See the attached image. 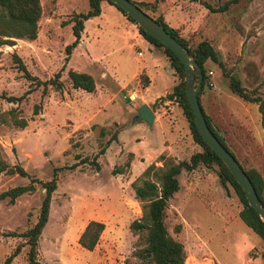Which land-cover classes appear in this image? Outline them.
<instances>
[{"label":"rangeland","instance_id":"1","mask_svg":"<svg viewBox=\"0 0 264 264\" xmlns=\"http://www.w3.org/2000/svg\"><path fill=\"white\" fill-rule=\"evenodd\" d=\"M39 1L36 38L0 45V93L23 96L18 102L0 98V112L13 109L26 121L22 128L0 123V159L21 165L28 174L1 173L0 191L27 184L29 177L49 180L56 168L47 221L38 235V264H137L131 256L137 237L129 223L141 212L131 182L139 181L147 165L160 166V154L178 161L200 150L178 104L161 99L176 77L162 49L138 35L136 25L106 2L97 16L84 21L65 60V46L74 38L65 22L72 13L86 12L87 0ZM204 1L217 7L226 0ZM181 9L186 17L172 24L188 46L201 40L211 44L226 72L264 106V0H240L223 12L185 0ZM146 12L161 16L157 6ZM13 53L39 80L59 72L61 88L47 85L42 93L41 86L16 68ZM68 69L91 75L94 90L72 88ZM142 69L150 79L144 88L135 77ZM205 72L212 86L206 83L200 93L204 113L239 164L256 169L264 181V133L257 103L233 94L215 63L207 60ZM121 90L129 102L123 101ZM142 103L156 114L151 126L133 121ZM37 181L33 191L12 204L0 201V262L24 241L7 233L22 232L36 220L43 197ZM178 181L179 189L166 202L164 223L183 245V264H264V238L238 217L241 203L229 185L220 184L215 164L181 171ZM89 220L104 227L93 249L85 250L77 238ZM26 251L23 245L9 264H26Z\"/></svg>","mask_w":264,"mask_h":264},{"label":"trees","instance_id":"2","mask_svg":"<svg viewBox=\"0 0 264 264\" xmlns=\"http://www.w3.org/2000/svg\"><path fill=\"white\" fill-rule=\"evenodd\" d=\"M101 0H87L88 9L84 13H72L65 23H70L73 40L65 46V60L71 49L78 42L80 32L83 30V23L90 17L100 13L99 2ZM113 5L123 16L130 22L134 21L121 10L117 5L110 0H106ZM138 8L144 11L150 7L154 11L156 2H144L137 0H129ZM202 4L211 12H223L229 5L235 4L240 0H226L217 7H212L204 0H189ZM41 15V4L39 0H0V45H14L16 39L33 40L36 38L38 31V20ZM150 16V15H149ZM159 22L163 28L176 40V42L185 49L190 56L193 57L198 67L202 72L200 89L197 93L200 110L207 127L221 143V145L234 157L233 153L225 144L223 138L217 133L212 126L209 117L204 113L200 104V93L208 80V74L205 72V62L207 60L215 63L220 71L228 77L229 90L247 102L257 103L260 113V125L264 133V106L261 98L258 95H250L245 88L240 84L237 77L226 72L224 64L219 57L217 51L205 40L199 41L194 47H190L187 41L182 38L176 28L170 27L161 16L152 17ZM135 24V23H134ZM136 25V24H135ZM138 34L157 48H161L165 54L170 67L176 77V83L172 86L170 92L161 97L162 100H174L181 108L184 117L188 123V129L192 140L200 147L199 151L191 153L187 160L176 161L172 157L160 154L158 160L160 166H155L153 163L147 165L141 174V178L137 182H131V188L134 198L140 203V217L133 219L129 223V229L132 234L136 235L137 247L131 251V256L137 264H183L185 252L181 242L169 235L164 223V209L167 200L179 189L178 175L181 171L189 172L195 169L198 165L210 166L215 164L218 167L219 182L222 186L229 185L241 203V208L238 211L240 220L249 227L258 237L264 238V222L259 218L258 214L250 207L245 199L244 193L241 190L234 177L227 170L220 158L206 145L198 134L194 123L193 114L188 106L185 89H184V69L180 60L167 47L161 44L153 36L148 34L138 25H136ZM12 59L16 63V68L23 72L29 80L34 82V86H41V92L44 93L47 85H51L56 89L61 88L62 83L58 80L59 72H56L52 78L47 80H39L35 76L30 75L26 70L24 63L16 55L12 54ZM67 77L70 85L74 89H81L85 92L94 90V81L91 75L85 72H78L72 69L67 70ZM139 80H142L143 86L148 83L144 73L138 74ZM196 79V76H195ZM0 98L6 102H18L23 96H6L0 93ZM0 123H9L18 127H24L26 121L15 115L13 109L6 112H0ZM235 158V157H234ZM236 159V158H235ZM237 161V159H236ZM238 162V161H237ZM239 164V162H238ZM240 165V164H239ZM241 166V165H240ZM242 170L247 175L253 186L255 193L264 208V181L259 172L254 168H244ZM55 170L49 180L37 181L29 177V183L15 185L0 191V201L6 200L12 204L14 200L23 193H30L34 189L33 182L37 181L43 188V197L40 201L39 211L36 220L22 232H8V235L24 238L23 243H17L13 250L4 257L0 264H9L12 259L20 252L23 245H27L26 264H38L37 242L38 235L42 227L47 221L48 207L50 195L56 187ZM17 174L21 177H28L26 171L19 164L9 165L0 159V174ZM103 223L96 220H89L78 235L77 243L85 250H92L95 246L98 237L103 230ZM130 264H133L130 262Z\"/></svg>","mask_w":264,"mask_h":264},{"label":"water","instance_id":"3","mask_svg":"<svg viewBox=\"0 0 264 264\" xmlns=\"http://www.w3.org/2000/svg\"><path fill=\"white\" fill-rule=\"evenodd\" d=\"M117 5L121 10L130 16L136 25L153 36L161 44L172 51L180 60L184 69V89L188 106L193 114V123L206 145L220 158L230 174L234 177L235 181L240 186L244 193L247 204L254 209L259 218L264 222V208L262 207L253 186L250 183L245 172L238 164L236 159L221 145L217 138L213 135L207 127L203 119L197 93L200 89V82L202 72L197 63L188 52L183 49L176 40L163 28V26L146 14L135 4L129 0H110ZM196 76V79H195ZM120 96L124 102H129L128 96L125 95L123 90L120 91ZM154 120V115L150 108L142 103L137 108L134 114L133 121H143L145 124L151 126Z\"/></svg>","mask_w":264,"mask_h":264},{"label":"crops","instance_id":"4","mask_svg":"<svg viewBox=\"0 0 264 264\" xmlns=\"http://www.w3.org/2000/svg\"><path fill=\"white\" fill-rule=\"evenodd\" d=\"M137 1H144V2H153V1H155L156 2V6L158 7V9L160 10V15H161V17H162V19L164 20V22H166L170 27H173V28H175L174 26H173V24H172V22H177V17H180L181 18V20L184 18V17H186L185 15H186V13L184 14V12L182 11V9H181V3L182 2H184L185 0H137ZM167 1H169V4L167 5V6H165V4H164V2H167ZM40 2V1H39ZM102 2H106V3H108L106 0H101L100 2H99V7H100V4L102 3ZM109 4V3H108ZM120 12V11H119ZM121 13V12H120ZM121 15H122V13H121ZM179 15V16H178ZM97 16V15H96ZM122 17L126 20V21H128L129 22V20H127L126 18H125V16H123L122 15ZM131 23V22H130ZM83 26H84V23H83ZM83 29H84V27H83ZM137 30V29H136ZM137 34H138V32H137ZM139 35V34H138ZM83 43V42H82ZM140 53V52H139ZM137 54V53H136ZM141 55V54H140ZM140 55H137V56H140ZM206 63V62H205ZM168 67H169V69L170 70H172V68L170 67V64H169V62H168ZM139 73H144L145 75H146V77H147V80H148V83L145 85V86H143V88L144 87H147L149 84H150V79H149V77L147 76V74H146V72H145V70L144 69H142L140 72H138L137 74H136V76L135 77H137L138 76V74ZM172 74H173V72H172ZM175 77V76H174ZM175 84V83H174ZM170 92V91H169ZM165 93V92H164ZM164 93L163 94H160V95H164ZM160 95H158V96H160ZM158 96H154V97H152V98H156V97H158ZM152 113H153V115H154V120H153V122L152 123H154L155 121H156V114L152 111ZM166 147L167 146H164V148L166 149Z\"/></svg>","mask_w":264,"mask_h":264},{"label":"built area","instance_id":"5","mask_svg":"<svg viewBox=\"0 0 264 264\" xmlns=\"http://www.w3.org/2000/svg\"><path fill=\"white\" fill-rule=\"evenodd\" d=\"M137 55H140V53L139 52H137ZM208 74H211V72L210 71H208ZM207 85L210 87V86H212V84H211V82H207ZM130 98L131 99H133L134 98V96L133 95H130Z\"/></svg>","mask_w":264,"mask_h":264}]
</instances>
